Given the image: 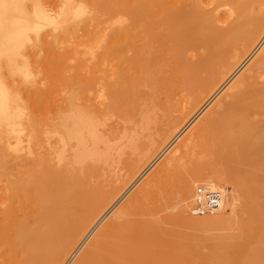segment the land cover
Instances as JSON below:
<instances>
[{
	"label": "bare ground",
	"instance_id": "obj_1",
	"mask_svg": "<svg viewBox=\"0 0 264 264\" xmlns=\"http://www.w3.org/2000/svg\"><path fill=\"white\" fill-rule=\"evenodd\" d=\"M61 3L57 15L42 0H0V216L11 258L23 251V264H264V0ZM56 21L66 47L53 68L66 60L65 73L44 87L39 49L54 41L44 28ZM206 140L226 167L191 162ZM181 164L193 172L168 176L171 190H159L166 169ZM221 180L233 181L222 205L192 215L195 184ZM158 190L180 198L165 223L148 217V195ZM183 222L212 228L197 237L210 251L177 238L172 224Z\"/></svg>",
	"mask_w": 264,
	"mask_h": 264
},
{
	"label": "rangeland",
	"instance_id": "obj_2",
	"mask_svg": "<svg viewBox=\"0 0 264 264\" xmlns=\"http://www.w3.org/2000/svg\"><path fill=\"white\" fill-rule=\"evenodd\" d=\"M43 2H44V4L55 14H57V13H59V11H61V9L59 10V6H61L62 5V3H61V1H63V0H42ZM61 4V5H60ZM221 9H225V7H222ZM59 10V11H58ZM55 11V12H54ZM58 11V12H57ZM58 15V14H57ZM60 19V17L58 18L57 17V20H59ZM59 21H56L53 25L52 24H50L49 26L47 25L44 29H45V31L44 32H46V33H48L49 32V36H51L52 37V35L54 36V41L53 42H51V43H45V46H42L40 49H39V60H38V62H37V64H38V67H39V69H40V73H39V77H40V81H41V85L42 86H44V87H48L51 83H53L54 81H57L58 79H59V75L60 74H63L64 75V73H65V63H66V60H63L62 61V65L61 64H58V66L56 67V68H53V66H54V64H56V62H57V56L60 54V53H62L64 50H65V47H66V43H65V40H64V35H63V28H64V26H62L63 24H61L60 22L58 23ZM58 23V25H56ZM49 24V23H48ZM46 28H48L47 29V31H46ZM43 29V30H44ZM51 32V33H50ZM50 34H52V35H50ZM258 52V51H257ZM257 52L252 56V58L257 54ZM251 58V59H252ZM247 64V63H246ZM246 64L243 66V67H241L240 69H239V71H237L238 73H236L230 80H228L226 83H225V85H224V87L221 89V91H219L210 101H209V103L205 106V109H207V108H209L213 103H214V101L216 100V99H218L219 98V96H221L222 95V93L224 92V91H226V87L232 82V80L243 70V68H245V66H246ZM205 109L204 110H202L201 111V113H199L195 118H193V123L203 114V112L205 111ZM38 112V111H37ZM199 116V117H198ZM192 123H190L189 124V126L191 125ZM188 126L187 127H185L183 130H182V135L186 132V130H188ZM181 135V136H182ZM179 140V138L178 139H175L174 141H172L171 143H170V146H169V148L168 149H166L165 148V145L164 146H162L159 150H158V153H157V155L154 157V159H153V164H152V166L148 169V171L143 175V176H141V177H139L138 179H137V181H136V183L134 184V186L132 187V189H130L127 193H125L124 195H123V197H121L120 199H119V201L116 203V205H115V209L117 208V207H119V205L132 193V191L134 190V188H136L141 182L140 181H142V179H144L147 175L149 176V174L151 175L152 174V172H154L155 170H156V168H157V166H159L160 164H162L161 163V160L162 159H164V157H165V154L168 152V150L169 149H171L172 147H175L173 144H177V141ZM205 143V144H204ZM204 143H202V144H200V145H198V146H196V148H194V150H192L191 152H190V157H191V162L193 163H195V162H199L201 165L203 164L204 166H205V169H206V171L207 170H209V171H212V170H216V169H219L220 167H226L227 165L224 163L225 161L224 160H220V159H218V157L219 156H217L216 155V151H213V152H215V155H214V153L211 151L212 150V148H210V147H213L214 148V146H212L213 145V143L211 144V143H208L207 142V140L204 142ZM175 144V145H176ZM211 144V145H210ZM210 145V146H209ZM201 149V150H200ZM215 150H216V147L214 148ZM161 151V152H160ZM194 151V152H193ZM193 152V153H192ZM192 153V154H191ZM196 153V154H195ZM197 155V156H196ZM212 158V159H211ZM215 158H217L218 160H214ZM196 161H195V160ZM215 161H217V162H215ZM202 162V163H201ZM208 162H211V163H208ZM215 164V166H217V167H215L213 164ZM186 164V163H185ZM185 164H181L182 166H183V168L182 167H180V168H182V169H184V171L182 170V169H180L181 170V172H180V170H177L178 168L176 167H173V168H169V170H168V168L166 169L167 171H165L166 172V178H165V174H164V179H166V180H163L164 182H162V184H163V186L161 185V188L159 189V190H171V185H169L168 183H170V184H172V182H173V180L174 181H176L177 179H176V176L177 175H175V174H179V176H181L182 174L184 175V174H190V173H192L193 171V166L191 167L190 165H191V163H190V165H188L191 169H188V168H186V167H188L187 165H185ZM180 165V166H181ZM235 166H238L239 167V165L238 164H234V167ZM153 167V168H152ZM156 167V168H155ZM210 167H211V169H210ZM238 167H236V169H237V171L235 170L234 172H238L239 174H241L240 172H239V169H241V167H239V169H238ZM185 168H186V170H185ZM188 169V170H187ZM191 171V172H190ZM150 172V173H149ZM164 172V173H165ZM173 172V173H172ZM174 174V175H173ZM238 174V175H239ZM172 175V176H171ZM168 176L170 177V178H173V180L171 179V182H170V180H169V178H168ZM178 176V177H179ZM241 176H243L242 174H241ZM236 177H238L237 175H236ZM142 178V179H141ZM167 179H168V181H167ZM166 181V182H165ZM229 181H231V182H229ZM237 182H239L238 180H237ZM164 183H165V185H164ZM201 182H199V183H197V184H195V187H194V189H196V186L198 185V184H200ZM232 184V185H230V184ZM2 184V183H1ZM168 184V185H167ZM3 185V184H2ZM173 185V184H172ZM210 185H215V186H218V187H222V188H224L225 189V187H227L226 188V192L230 195L231 193V191H229L228 190V188L231 186V187H233V181L232 180H221L220 182L218 181H216L215 183H212V184H210ZM223 185H225V186H223ZM166 186V187H165ZM1 187V186H0ZM163 187V188H162ZM158 190V193H157V191H153V193H151V195L149 194L148 195V210H152L153 212L151 213L150 211H148V212H150L151 214V216H148V217H151L152 218V220H154V222H161V223H165L166 221H168L169 220V218L171 217V215H173V213L175 214V213H177V212H179L181 209V203H180V198H177L178 196L177 195H165V194H160V191ZM166 190V191H167ZM1 191L2 190H0V193H1ZM156 192V193H155ZM128 194V195H127ZM161 196V197H160ZM164 196H166L164 199H168V197L170 198V200H167L166 199V201L165 200H161V198H163ZM158 197H160L159 199H158ZM125 198V199H124ZM2 199L0 198V201H1ZM160 200V202L158 203V201ZM163 201V202H162ZM2 203L0 204L1 206H0V214H1V216L3 215L4 216V214H3V207H5V204L3 203L4 201H1ZM161 202L163 203V204H161ZM158 203V204H157ZM4 204V205H3ZM163 205V207L161 208V206ZM3 205V206H2ZM158 206H160V208L158 207ZM229 206H231V205H228L227 207H226V209L224 210V212H225V214H230L231 212H232V210L231 209H229V208H231V207H229ZM231 210V212H229V210ZM1 211H2V213H1ZM160 211L162 212V213H160ZM222 211H223V209H222ZM172 212V213H171ZM168 213V214H167ZM170 213V214H169ZM190 213L192 214V215H194L195 216V214L194 213H192L191 211H190ZM26 215V217H28V219H30L31 218V216L30 215H27V214H25ZM110 214L108 213L106 216H109ZM148 215H149V213H148ZM166 215V216H165ZM169 215H170V217H169ZM206 215H208V214H205L204 216H206ZM0 216V264H10L11 263V253H12V246L11 245H13V243H11V242H13V240H12V238H10L8 235V233H7V230H6V227H5V224H4V221L2 220V218L3 217H1ZM19 216L20 217H23L24 216V213L23 212H20V214H19ZM163 217L165 218V219H163ZM168 219H167V218ZM196 217L198 218V215L196 214ZM150 218V219H151ZM201 218V217H200ZM4 219V218H3ZM106 219V217L103 219V221ZM137 219H139V217H137ZM149 219V218H148ZM159 219V221H157ZM166 220V221H165ZM165 221V222H164ZM180 223H175V224H172L173 226H174V228L173 227H171L172 225L170 224L169 225V227H170V229L171 228H173V230L175 231V234L177 235V238H181L183 241L185 240V241H187V242H189L190 243V245H193V246H195L197 243H198V238H199V236L201 235V234H203V233H205V234H207L208 233V230H209V233L210 232H212L213 230H212V228H209L208 230L206 229V226H204L203 227V225H201L200 227H198V225H191V223H188V222H183V223H181V225H179ZM3 225V226H2ZM28 225H30V221L28 222ZM166 226H167V223H166ZM175 226H176V228L177 229H175ZM192 226V227H191ZM30 227V226H29ZM166 228H168V227H166ZM172 229H171V233H174V232H172L173 231ZM178 232H181V233H176L177 231ZM207 230V231H206ZM192 231V232H191ZM204 231V232H203ZM4 232V233H3ZM189 232V233H188ZM195 232V233H194ZM200 232V233H199ZM198 233V234H197ZM180 234V235H179ZM194 234H197V235H194ZM176 235H175V237H176ZM192 235V236H191ZM190 236V237H189ZM4 237V238H3ZM174 237V238H175ZM198 237V238H197ZM172 238H173V234H172ZM177 238H175V240L177 239ZM179 238V239H180ZM184 238V239H183ZM187 238H189V239H187ZM191 238V239H190ZM193 239V240H192ZM195 239V240H194ZM11 240V241H10ZM174 240V241H175ZM190 240V241H189ZM196 241V242H195ZM206 243V242H205ZM202 244V245H201ZM201 244H197V247H199V249L201 250V251H203V252H208V251H210V248H211V246H210V243H206V244H204L203 242L201 243ZM209 245V246H208ZM206 246V247H205ZM209 248V249H208ZM23 252V251H22ZM22 252H19V254H18V257H16V259L17 258H20V260L19 259H17V260H14V259H12L13 261L12 262H14V264H20V262H21V264H23L24 262H25V256L27 255V253H26V255H25V253H22ZM25 252V251H24ZM6 254V255H5ZM13 254V253H12ZM22 254H23V256H24V258H23V256H22ZM7 258V259H6ZM9 262V263H8ZM26 263V262H25Z\"/></svg>",
	"mask_w": 264,
	"mask_h": 264
},
{
	"label": "built area",
	"instance_id": "obj_3",
	"mask_svg": "<svg viewBox=\"0 0 264 264\" xmlns=\"http://www.w3.org/2000/svg\"><path fill=\"white\" fill-rule=\"evenodd\" d=\"M225 189L200 183L196 186L192 212L203 214L217 210L223 203Z\"/></svg>",
	"mask_w": 264,
	"mask_h": 264
}]
</instances>
